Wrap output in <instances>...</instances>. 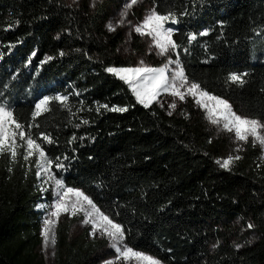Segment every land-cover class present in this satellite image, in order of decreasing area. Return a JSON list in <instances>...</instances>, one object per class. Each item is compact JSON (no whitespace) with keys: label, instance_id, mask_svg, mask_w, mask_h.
<instances>
[{"label":"trees","instance_id":"obj_1","mask_svg":"<svg viewBox=\"0 0 264 264\" xmlns=\"http://www.w3.org/2000/svg\"><path fill=\"white\" fill-rule=\"evenodd\" d=\"M147 2L178 17L173 39L189 80L264 121V0ZM103 14V7L91 12L65 0H0V103L27 125L39 99L69 97L70 111L53 103L31 131L54 141L38 140L52 174L122 225L135 250L164 264H264L261 149L249 142L225 170L216 161L237 153L234 135L212 126L205 111L189 106L186 115L170 117L137 103L129 85L106 71L131 62L120 54L123 34L110 33ZM189 33L197 35L191 43ZM134 44L142 52L138 37ZM230 73H247L246 83L231 84ZM98 104L128 110L97 112ZM36 160L0 156V264H45L35 252L37 205L54 197L36 176ZM231 221L236 227L223 231ZM74 222L58 227L54 264H93L106 245L69 242Z\"/></svg>","mask_w":264,"mask_h":264},{"label":"snow or ice","instance_id":"obj_2","mask_svg":"<svg viewBox=\"0 0 264 264\" xmlns=\"http://www.w3.org/2000/svg\"><path fill=\"white\" fill-rule=\"evenodd\" d=\"M137 3L138 0H130L125 5L124 11L120 14L121 24L124 23L123 18L127 16V9L132 8ZM93 6H95V0H93ZM183 14L187 15L188 13ZM169 22L178 24L180 21L173 12L161 13L154 6L149 10L143 21L134 27V31L140 36L151 38L152 46L158 50L157 55L167 57V62L162 67H151L141 60L139 65L135 67H108L106 71L128 84L137 103L145 108L150 107L154 102L161 103L158 98L162 94L178 98L179 101H184L186 97L191 96L195 103L205 110L207 119L212 125H222L224 131L234 134L236 142H242L243 144L251 142L254 147L259 146L264 151V121L239 114L227 99L212 95L204 90L199 83L189 80L177 51L181 48V45L173 39L176 30L172 27H166ZM108 27L110 31L115 30L112 24H109ZM208 34V30L199 33L200 36H207ZM196 39L197 35L194 33L187 35L189 43ZM183 50L188 51L187 48ZM172 53L176 54L175 59L172 58ZM60 55H64V53L61 52ZM51 59L52 57H47L46 61ZM171 65H175V67H170ZM246 75L247 73H230L227 80L231 84L242 87L246 83L244 79ZM68 100L67 95L61 94L44 96L39 99L31 113L32 123L27 125L20 122L14 111L6 104L0 103V156L7 155L13 163L17 162L18 157H22L24 161H30L34 156L37 157L36 166L39 171L36 172V176L39 178L42 171L47 175V179L43 183L47 184L51 181L54 184V203L48 206L44 204L37 205L40 209L45 207L50 209L46 218L42 221L43 250L46 251L50 247L54 248L56 245L55 229L62 216L71 218L82 215L81 223L91 225L92 235L99 233L107 238L110 248L117 253L115 261H135L136 264H163V261L159 258L128 247L125 244L126 233L122 225L102 212L84 192L66 187L62 178H57L56 175L52 174L53 161L48 158L38 140L48 144L54 141L49 134L43 132H37L34 136L31 129L39 128L36 121L39 117L51 111L53 103L70 111ZM161 106H163L162 103ZM168 107L175 110L177 107L176 99H173ZM102 108L110 112H126L128 110L126 107H109L107 104H98L95 110L99 112ZM168 114L171 115L172 113L169 112ZM82 123L87 124L88 121L85 120ZM76 126L79 127L80 125ZM72 139L75 140L76 137L73 136ZM236 150L240 151L241 149L237 148ZM240 159L239 155H229L223 160L218 159L216 163L225 170H231V165ZM55 167L64 169L65 165L57 163ZM40 191L43 193L48 189L41 186ZM254 227L253 224H248V228ZM115 261L108 260L105 264H115Z\"/></svg>","mask_w":264,"mask_h":264},{"label":"rangeland","instance_id":"obj_3","mask_svg":"<svg viewBox=\"0 0 264 264\" xmlns=\"http://www.w3.org/2000/svg\"><path fill=\"white\" fill-rule=\"evenodd\" d=\"M65 1L68 4H70L71 6H74L77 8L86 6V8L88 10H90L91 12L96 11L99 7H103V9H104L103 18H104V23H105L107 30L110 33H115V32L120 31L124 36V43L122 44V46L120 48V54L124 58V60L131 62V65L128 67L138 66L139 62L141 60H143L146 65L151 66V67H157V68L162 67L167 62V57L157 55L158 50L152 46V42H151L150 37H142L134 31V27L136 25H139L143 21L145 16L149 13V10L151 8H153L151 6V4H149L147 2V0H138V3L136 5H134L130 9H127V16L123 18L124 23H122V24L120 23V20L122 19L120 14L122 11H124L125 5L127 3H129L130 0H95V6H93V0H65ZM109 24H112L114 26L115 30L110 31L109 27H108ZM166 27H172L174 29V26L171 25L170 23H168L166 25ZM136 37H138L140 39V41L143 45L142 52H138L135 50L134 40L136 39ZM171 56L173 59L176 58L175 53H172ZM158 64H161V65L158 66ZM170 67L174 68L175 65H171ZM117 68H119V67H117ZM173 99H176V101H177V107L175 110H172L168 107L169 103H171ZM158 100L163 104V106H161V103H157V102H154L152 105L159 107L160 109H162L164 111V113L167 116H170V117L171 116L186 115V112H187L189 106L200 108L195 103V100L191 96L186 97V99L184 101H179L178 98H174L168 94H162L158 98ZM200 109L205 111L202 108H200ZM169 112H171L172 114L169 115L168 114ZM212 126L222 128V125L221 126L212 125ZM234 143H235V149L239 148L241 150L240 151L236 150L237 153L232 154L233 156L240 155V153L246 149V145L248 144V143L243 144L242 142H236L235 138H234ZM223 159H225V158H223ZM223 159H220V160H223ZM261 159L264 161V151H262ZM43 176H44L43 180H46L47 175L42 172L41 177H43ZM48 187L52 189L53 197H54L55 188H54V184L51 181H49L47 188ZM44 188H46V187L44 186ZM80 191H82V190H80ZM53 203H54V198L51 201H44L41 204L48 206V205H51ZM37 209H38V211H40L41 230H42V221H43V219L46 218L47 212L50 209L48 207H45L44 209H40V208H37ZM82 218H83L82 215L77 216V217H71V218H69L68 216H62L59 223L56 226V229H55L56 239H57V230H58L59 225L64 223V222H69V221L74 220L75 222L72 224V226L68 232V241L71 243H76V242H80V241H82V242L95 241L97 243H106V245L103 248H101L100 250H98L96 252V254L93 256L92 262H93V264H105V262L108 260H114L115 261V257L117 256V253L115 252L114 249L110 248L109 241L107 240V238L101 236L99 233H97L96 235H92L91 234V232H92L91 225H83L81 223ZM236 224H237V222H235V221L226 222V223H224V227L222 230L226 231V229H225L226 227L227 228H229V227L235 228ZM41 230L39 233V235L41 237V243L39 246H37L35 252L44 260L45 264H54L55 256H56V250H57V243L54 246V248L50 247L46 251L43 250V248H42V239L43 238L41 236ZM125 244L128 247H131L127 243L126 235H125ZM140 252H142V251H140ZM53 253H54V255H53ZM143 253H145V252H143ZM115 264H136V262L135 261L124 262L121 260V261H115Z\"/></svg>","mask_w":264,"mask_h":264},{"label":"water","instance_id":"obj_4","mask_svg":"<svg viewBox=\"0 0 264 264\" xmlns=\"http://www.w3.org/2000/svg\"><path fill=\"white\" fill-rule=\"evenodd\" d=\"M172 25V24H171Z\"/></svg>","mask_w":264,"mask_h":264}]
</instances>
